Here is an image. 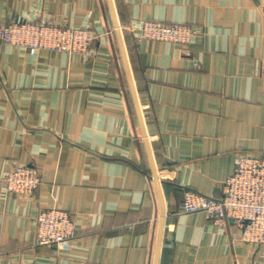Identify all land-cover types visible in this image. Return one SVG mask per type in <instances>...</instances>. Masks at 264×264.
I'll return each mask as SVG.
<instances>
[{
	"label": "crops",
	"instance_id": "1",
	"mask_svg": "<svg viewBox=\"0 0 264 264\" xmlns=\"http://www.w3.org/2000/svg\"><path fill=\"white\" fill-rule=\"evenodd\" d=\"M264 0H0L12 20L89 26L87 53L0 37V264H264L233 219L184 212L186 189L219 197L242 154H264ZM181 22L187 43L141 37ZM34 166L33 192L4 171ZM75 235L37 244L40 209Z\"/></svg>",
	"mask_w": 264,
	"mask_h": 264
},
{
	"label": "built area",
	"instance_id": "2",
	"mask_svg": "<svg viewBox=\"0 0 264 264\" xmlns=\"http://www.w3.org/2000/svg\"><path fill=\"white\" fill-rule=\"evenodd\" d=\"M195 32L186 23L144 19L140 34L145 38L187 43ZM97 36L89 26L62 25L54 20L17 18L0 28L3 41L25 46L31 53L43 48L87 53ZM1 182L5 193L33 192L40 185L41 177L34 166L18 165L4 171ZM180 207L184 212L202 210L218 223L233 219L242 229L245 240L264 242V154H242L233 173L222 182L219 197L188 188ZM36 227L37 244L63 243L75 235L71 213L57 206L40 209Z\"/></svg>",
	"mask_w": 264,
	"mask_h": 264
}]
</instances>
